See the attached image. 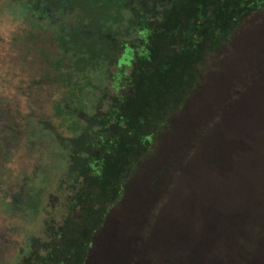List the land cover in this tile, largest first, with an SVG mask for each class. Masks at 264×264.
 I'll return each instance as SVG.
<instances>
[{"label":"trees","instance_id":"1","mask_svg":"<svg viewBox=\"0 0 264 264\" xmlns=\"http://www.w3.org/2000/svg\"><path fill=\"white\" fill-rule=\"evenodd\" d=\"M263 10L264 0L2 3L0 12L52 36L58 55L36 86L58 89L60 96L47 93V102L25 115L0 112V189L17 153L52 154L44 147L47 142L66 157L60 184L71 183L74 193L69 214L57 229L51 225L48 240L19 243L18 264H88L95 237L108 229L112 213L138 200L128 195V187L164 139L160 151L165 161L150 181L153 195L147 198L157 203L160 219L169 214L182 218L175 234L181 237L167 247L170 257H156L155 249L135 238L142 229L145 235L155 230L149 202L141 201L142 222L123 231L132 238V254L124 256V264H264V240L253 229L264 228L263 221L255 216L248 222L230 211L232 203L240 202L239 192L246 198L250 185L253 192L247 179L237 180L243 164L247 161L257 186H264V161H231L221 136L203 129L195 107L189 110L202 91L209 58L231 42L246 19ZM243 94L245 89L222 100L215 119L236 109L244 113V104L235 106ZM242 145L235 144L237 154ZM206 219L214 230L219 227L220 244L210 225L204 234ZM110 228L121 231L115 220ZM188 248L191 255H186Z\"/></svg>","mask_w":264,"mask_h":264},{"label":"rangeland","instance_id":"2","mask_svg":"<svg viewBox=\"0 0 264 264\" xmlns=\"http://www.w3.org/2000/svg\"><path fill=\"white\" fill-rule=\"evenodd\" d=\"M5 1L0 0V7ZM57 55L58 49L50 34L32 30L27 24L15 21L9 15L0 12V112L20 110L25 115L31 109L45 104L47 93H52L55 97L60 96L58 89L43 90L36 86L37 80L50 68V61ZM244 89L246 94L237 99L235 106L241 107L244 104L247 110L244 113H237L236 109L234 114L227 112L225 116L215 119V113L218 107H221L222 100ZM263 91L264 10L246 19L234 33L231 42L221 52L209 58L202 91L190 102L189 110L195 107L198 111L203 129L209 127L215 136H221L222 144L228 148L231 161L238 160V157L245 161L247 159L264 161ZM239 142H243V147L237 154L235 144ZM165 143L167 139L158 143V151L153 160L142 167L140 174L128 187V195L138 198L136 203L128 200V203L121 204L112 213L108 229L95 237L88 264L125 263L124 256L132 254V250H128L132 238L127 235L124 237L123 231L125 232L127 227H139L138 224L142 222L139 209L141 201L149 202L154 215L149 220L152 218L155 230L152 229L150 235H145L142 229L135 238H142L145 240L144 246L155 249L153 252L156 257L162 253L170 257L167 247L171 244L174 246V243L179 241L181 236L175 237V234L182 218L169 214L160 219L157 203L154 202L153 206L147 198L153 195L149 192L150 181L165 161V155L160 151L161 144ZM44 144L47 152L52 154L41 157L35 152L33 154L22 150L8 165V172L3 178L5 186L0 189V264H18L19 243L27 238L48 240L51 225L57 229L69 214L74 193L70 188L71 183L60 184L64 178L66 157L57 149L54 152L52 145H48L47 142ZM246 164L247 161L243 164L237 180L239 182L241 179L244 181L247 179L253 185V192L251 185L246 198L243 191L239 192L236 199L240 202L236 205L232 203L230 211L236 210V216L241 214L248 222H253L256 216L257 221L260 223L262 220L264 224L262 216L264 193L261 194L264 186L263 184L257 186L254 175L246 168ZM234 171L231 170L233 174ZM208 178L209 173H206L203 179L205 181ZM244 181L241 189L244 187ZM205 184L204 188H209L208 183ZM203 201H208L205 195ZM114 220L120 223L121 231L110 228ZM174 221H178V224L175 225ZM202 221H205L203 227L205 234L210 224L207 219ZM210 228L213 236L219 237L220 244L219 227L214 230L213 225H210ZM260 228L261 233L258 230ZM253 229L255 235L264 240L263 226L257 228L253 225ZM192 245H197V241L192 242ZM142 253L140 249L138 255ZM191 253V248H188L186 255Z\"/></svg>","mask_w":264,"mask_h":264}]
</instances>
